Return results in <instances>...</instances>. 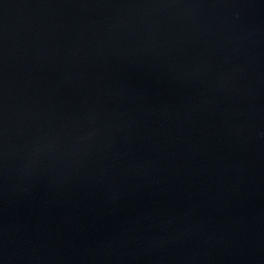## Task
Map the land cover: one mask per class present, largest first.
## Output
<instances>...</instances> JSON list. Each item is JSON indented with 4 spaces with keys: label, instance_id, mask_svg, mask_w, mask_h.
Instances as JSON below:
<instances>
[{
    "label": "water",
    "instance_id": "1",
    "mask_svg": "<svg viewBox=\"0 0 264 264\" xmlns=\"http://www.w3.org/2000/svg\"><path fill=\"white\" fill-rule=\"evenodd\" d=\"M0 264H264V0H0Z\"/></svg>",
    "mask_w": 264,
    "mask_h": 264
}]
</instances>
